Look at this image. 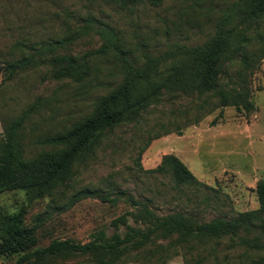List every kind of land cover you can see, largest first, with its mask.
<instances>
[{
    "label": "rangeland",
    "instance_id": "1",
    "mask_svg": "<svg viewBox=\"0 0 264 264\" xmlns=\"http://www.w3.org/2000/svg\"><path fill=\"white\" fill-rule=\"evenodd\" d=\"M234 1L123 5L113 0H0V56L17 41L37 46L64 41L60 52L74 55L118 41L128 60L143 65L180 45L204 44L230 14ZM262 36L264 20L252 33L250 53L262 47ZM108 51L91 61L87 84L55 82L47 69H37L6 85L0 90V134L7 118L39 100L45 105L28 127L29 142L84 119L99 97L122 82L121 54L114 47ZM240 70L250 94L247 106L222 107L216 97L207 102L206 97L164 100L139 123L118 128L92 159L76 166L70 185L55 194L37 198L21 190L0 193V216L20 215L28 227L42 218L36 237L37 246L44 247L57 238L86 243L101 230L112 234V221L135 209L129 197L151 200L150 207L160 215L181 209L202 220L258 210L257 185L264 181V58L249 70L241 58L228 63L222 85H238ZM156 135L160 137L154 139ZM167 155L178 157L203 185L177 187L170 173L156 171ZM86 189L97 193L73 203ZM128 222L135 225L131 216ZM229 246V240L222 241L220 259L227 254L236 264L242 250ZM17 258L18 254L0 255V264H15ZM168 264L185 260L180 255Z\"/></svg>",
    "mask_w": 264,
    "mask_h": 264
},
{
    "label": "trees",
    "instance_id": "2",
    "mask_svg": "<svg viewBox=\"0 0 264 264\" xmlns=\"http://www.w3.org/2000/svg\"><path fill=\"white\" fill-rule=\"evenodd\" d=\"M113 1L123 5L161 2ZM262 20L264 0H235L230 14L204 44L180 45L137 66L125 57L118 41L80 55L60 52L64 41L38 46L17 41L6 55L0 56V90L37 69H47L55 82L87 84L92 74L91 61L107 55L111 47L121 54L123 79L96 100L84 119L62 131L36 136L31 142L28 127L45 102L39 100L20 115L7 118L0 134V193L21 190L37 198L55 194L60 187L70 185L76 166L92 159L118 128L139 123L164 100L184 97L200 101L206 97L207 102L216 97L222 107L247 106L250 94L245 72L239 71L240 82L232 88L223 86L221 78L228 63L241 58L245 70H249L264 58V36L257 51L250 53L247 49ZM156 171L170 173L177 187L203 185L174 155L165 156ZM94 192L86 189L77 193L73 203ZM257 195L258 210L210 220L181 209L160 215L150 207L151 200L142 202L129 197L135 209L112 221V234L101 230L86 243L57 238L44 247L37 246L36 237L42 218L37 217L28 227L20 215L8 214L0 216V255L18 254L15 264H168L180 255L185 264H235L227 254L220 259L219 247L223 240H229L230 249L242 250L236 264H264V181L258 183ZM128 216L135 225L128 222Z\"/></svg>",
    "mask_w": 264,
    "mask_h": 264
}]
</instances>
